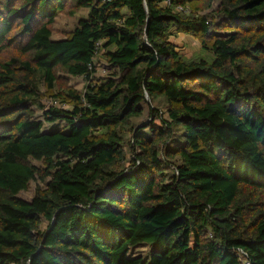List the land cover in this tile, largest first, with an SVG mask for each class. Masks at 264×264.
<instances>
[{
    "label": "trees",
    "instance_id": "16d2710c",
    "mask_svg": "<svg viewBox=\"0 0 264 264\" xmlns=\"http://www.w3.org/2000/svg\"><path fill=\"white\" fill-rule=\"evenodd\" d=\"M194 1L0 0V264H264V0H220L213 16ZM67 3L89 13L54 39ZM173 29L213 39L212 55L184 57ZM99 53L113 71L96 80ZM60 71L87 81L71 109L41 101ZM144 104L152 119L116 169L118 129Z\"/></svg>",
    "mask_w": 264,
    "mask_h": 264
},
{
    "label": "rangeland",
    "instance_id": "374dc122",
    "mask_svg": "<svg viewBox=\"0 0 264 264\" xmlns=\"http://www.w3.org/2000/svg\"><path fill=\"white\" fill-rule=\"evenodd\" d=\"M220 7V0H213L210 4L208 3L207 0H197L194 1L190 7H188L187 11L192 12L194 11L197 14H210L213 16L217 12V10ZM71 9V6L69 3L66 4L65 11L59 13V15L56 18L55 23L52 25V37L54 39H61L64 37L69 36L72 31L75 29V27L78 25V22L81 18L86 17L89 13V9L87 8H81L79 9L75 14L71 15L69 14V10ZM217 18V17H216ZM219 21V20H218ZM225 32H230V29H225L222 32L218 34H225ZM173 35L171 36V40L175 42L177 49L179 52L186 58H198V57H210L212 55V51L208 48L203 47L202 41L205 39V42L208 46H211L213 43V39L205 37V36H196L190 33H186L183 30H172ZM11 56H19V55H13L10 54ZM95 67H96V73H95V79H100L103 77H107L112 73V68L108 65L106 59L102 55V53H99L96 58H95ZM57 80L56 84L53 89H49L46 86V83H42L40 88L41 92L43 93L41 96V101L46 106V108L50 106H57L60 108H67L71 109L73 107V99L67 95V90L72 88L76 89L79 92H83L87 81L85 80L84 77L78 76L74 77L72 75L66 74L64 72H58L57 73ZM154 105L158 106L159 108L165 110V100L158 98L154 101ZM144 114L141 117L133 118L132 124L127 125L125 127L119 128V133L123 138V145L125 148L126 152V160L116 166V169H125L127 166H130L131 164V157H132V152H131V147H130V142L132 140V135L134 129L138 128L141 125H144L148 122L151 121L152 118L149 116L148 112V105L144 104ZM34 110L36 111L35 113V118L37 119H43V108L38 107L37 105L34 106ZM165 117L168 115L165 113ZM45 121V120H44ZM156 124H161L160 120H155ZM135 128H133V126ZM55 126V123H49L45 121V129L50 130ZM174 138L177 139L181 135V129L180 127L174 126ZM102 132L98 133L100 135ZM105 133V132H103ZM102 133V134H103ZM144 134H147L148 137H150V130L147 128L143 130ZM174 140L172 142H168V144H164L163 142H160L158 146L161 149H164L166 147H173ZM162 158H165L163 155H161ZM177 158L175 157L174 159H169L170 162L172 163H177ZM32 163L35 165L39 166L40 168L44 169L46 167L45 163L39 160H32ZM166 175L168 177H171L172 174L175 172L173 167L167 169ZM41 187H44V184L41 183L38 179L31 181L29 189L27 191H22L20 193V196L23 197L26 200H31L35 193H36V187L39 185ZM48 226V220L43 219L42 223L40 225V230H45L46 227ZM150 252V245L148 244H140L137 247L132 248L131 254L133 256H143V257H148ZM241 259L246 264V259L245 255H241Z\"/></svg>",
    "mask_w": 264,
    "mask_h": 264
}]
</instances>
